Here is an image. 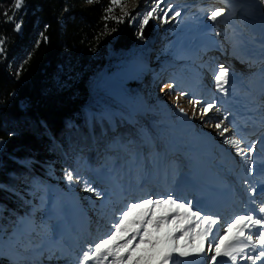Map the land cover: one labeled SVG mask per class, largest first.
Masks as SVG:
<instances>
[{"label": "trees", "instance_id": "trees-1", "mask_svg": "<svg viewBox=\"0 0 264 264\" xmlns=\"http://www.w3.org/2000/svg\"><path fill=\"white\" fill-rule=\"evenodd\" d=\"M109 3L23 0L17 10L15 0H0V205L16 229L13 240L25 250L22 264L38 262L41 243L53 240L51 225L66 221V170L77 176L104 160L137 176L147 163L181 164L184 157L172 144L197 147L162 103L146 109L158 132L134 110L144 104L140 82H107L132 61L146 64L139 52L162 43L152 24L141 35V29L105 19L117 17L116 7L106 12ZM188 62L173 63L179 71L163 67L143 88L164 78L188 87L181 77Z\"/></svg>", "mask_w": 264, "mask_h": 264}, {"label": "rangeland", "instance_id": "rangeland-1", "mask_svg": "<svg viewBox=\"0 0 264 264\" xmlns=\"http://www.w3.org/2000/svg\"><path fill=\"white\" fill-rule=\"evenodd\" d=\"M226 1L164 0L161 9H172L168 13V23L159 19L149 21L154 28L155 39L162 43L155 49L148 47L143 53L139 52V56L144 54L149 59L146 64L140 59L132 61L116 77L107 81L116 85L140 82L144 104L133 105L134 110L157 131L151 123L154 116L148 115L146 109L162 103L173 124L180 123L189 137L194 136L197 147L182 148L172 144L171 147L184 157L181 164L169 167L159 164L156 168L147 163L138 171V177L132 168L116 169L104 160H100L97 167L86 166L83 173L73 175V182L67 180L65 186L71 202L62 201L68 212L66 221H55L51 225L53 240L45 239L41 243L35 252L36 256L41 257L34 264H78L82 253L111 230L125 205L145 197L156 199L177 193L178 196L174 195L173 198L190 201L194 210H207L203 206L204 202H209L211 207L216 208L217 214L222 212L223 215L229 214V217L232 215L227 209L232 205L241 212L239 215H256L255 210H248L245 200L253 203L257 209L264 207V195H257L258 185L264 176V46L254 48V39L246 34L238 20L240 17L227 16L229 10L225 6ZM246 1L260 9L263 21L256 26V34L264 42V14L261 11L264 4L259 0ZM155 2L121 0L123 10L116 7V16L123 17L120 23L141 29L143 15ZM215 9H223L224 15L212 21L210 13ZM176 11L180 15L174 17ZM157 15L162 16L163 11ZM251 24V28L255 29V25ZM161 48L164 49L160 51ZM185 62L190 64L186 70H182L181 77L188 87L177 86L172 80L164 78L145 91L143 86L148 84L153 73L168 66L179 71L180 68L173 66V63L179 65ZM221 66L228 71V84L225 85L227 94L220 92L215 85L214 77L219 74ZM193 100H199L200 104H193ZM207 103L215 107L202 115L203 106ZM225 116L228 117L226 121L223 120ZM221 121L222 127L229 129L224 135L215 127ZM252 132L255 133L249 136ZM233 135L241 141L240 147L251 158L250 166L235 146L224 142L226 137ZM252 145L255 146L254 150L249 151ZM2 149L3 141L0 140V153ZM185 156L191 157L192 161ZM163 160L167 161V158ZM153 173L158 174V182L152 179ZM76 177L89 181L95 192H85L82 182ZM167 184L172 185L164 189ZM155 189L159 195L154 196ZM191 193H194L193 197L189 196ZM212 216L220 220L216 214ZM15 231L14 224L6 219L0 205V264H22L25 250L18 248L13 240L11 235ZM205 247L207 249V244ZM245 251L255 255L260 251V246L255 252L251 249ZM204 259L196 255L180 258L192 264H200ZM237 264H251V261L239 258ZM256 264H262L261 259H257Z\"/></svg>", "mask_w": 264, "mask_h": 264}, {"label": "snow or ice", "instance_id": "snow-or-ice-1", "mask_svg": "<svg viewBox=\"0 0 264 264\" xmlns=\"http://www.w3.org/2000/svg\"><path fill=\"white\" fill-rule=\"evenodd\" d=\"M87 2L92 3L93 0ZM259 2L264 4V0ZM163 3L164 0H156L151 9L145 12L140 26L141 35L144 26L152 19L168 23V13L172 9L168 7L161 9ZM22 4L23 0H15L14 6L18 10ZM114 7H121L123 10L121 0H110L106 12L111 14ZM161 11L163 15H157ZM125 15L130 14L125 13ZM179 15V11L174 13V17ZM222 15H224L223 9H215L211 11L210 19L216 21ZM108 18L117 19L118 23L123 21V17H105ZM15 27L19 31L21 25L17 23ZM0 51H3L2 46ZM214 79L219 91L227 94L225 85L228 84V71L221 66L219 74L215 75ZM192 103L199 105L200 101L193 100ZM214 107L212 103L205 104L201 114H207ZM181 111L183 112V109ZM227 119V116L223 118L224 121ZM222 123L223 121L217 122L215 127L221 130V135H224L229 129L222 127ZM224 142L235 146L245 157L246 163L249 166L252 164L251 158L240 147L241 141L235 135L226 137ZM254 147V145L250 146L249 151L254 150ZM65 176L69 183L73 182L74 176L71 171L66 170ZM75 179L82 182L85 192H95L89 181L81 180L79 177ZM255 211V216L245 213L221 224V221L211 214H202L200 210H194L190 201H181L171 195L156 199L145 197L125 205L120 211L119 218L112 224L111 230L82 253L78 264H90V262L92 264H192L191 261L180 260L192 255L205 258L200 264H237L239 258L256 264L257 259H264V215H262L264 207ZM217 225L220 227L214 232ZM233 229H235L234 235ZM252 229L257 231L253 232ZM258 246L260 251L255 255L245 251L251 249L255 252ZM217 258L226 259L218 261Z\"/></svg>", "mask_w": 264, "mask_h": 264}, {"label": "bare ground", "instance_id": "bare-ground-1", "mask_svg": "<svg viewBox=\"0 0 264 264\" xmlns=\"http://www.w3.org/2000/svg\"><path fill=\"white\" fill-rule=\"evenodd\" d=\"M243 1H246V0H243ZM246 2H249V1H246ZM249 3H251V2H249ZM221 4V3H220ZM224 4V3H223ZM228 5L230 6V3L228 2V1H226V3H225V6H226V8H228ZM256 9V8H255ZM234 9H232V10H230V12H229V14L228 15H231L232 17L234 16V15H236V16H238V17H240L238 20H239V22L242 24V27H244V29H245V32H246V34L252 39H254L253 40V44H254V48H259V46H264L263 45V40H262V37L261 36H258L257 34H256V26L259 24V23H256V24H254L255 26H254V28L255 29H252L251 27H253L252 26V24H251V18H253L254 19V15H255V13H256V11H257V13H259V11H260V9H256V10H253L252 12H250L249 10V12L248 11H246V12H244V13H241V14H239V15H237V14H235L234 13ZM261 11H262V13L264 14V8L262 7L261 8ZM260 14V13H259ZM261 15V14H260ZM262 16V15H261ZM258 28V27H257ZM253 138V137H252ZM252 139H250V141H251ZM249 141V140H248ZM242 147H246V146H242ZM136 177H138V176H136ZM153 178H155V179H157V182H158V178H159V176H157V175H155L154 173L152 174V179ZM171 185L172 184H167L166 185V187L164 188V189H167V187L168 186H170L171 187ZM158 190L159 189H161V188H157ZM164 189H162V190H164ZM155 191H156V189L154 190V196L155 195H159L160 193H155ZM163 194V193H162ZM261 194H264V187L263 188H260L259 189V195H261ZM175 195H177V193L175 194ZM193 195H194V193H191V194H189V196L190 197H193ZM178 196V195H177ZM210 205V204H209ZM204 208H206L207 210H205V211H201V213L202 214H209V212H210V214L213 212L211 209H209V207H207V206H203ZM227 210H230L231 212H230V214L232 215H230L231 217H229V214H226V215H223L222 214V212L221 213H218L216 216L219 218L220 217V221H221V224H225L227 221H229V220H231L233 217H235V216H238L241 212L237 209V208H235L233 205L232 206H230L229 207V209H227ZM252 212H254V211H252ZM225 213H226V211H225ZM228 216V217H227ZM218 226V225H217ZM219 227H220V225H219ZM218 227V228H219ZM218 228H216L215 230H214V232L218 229ZM234 232V231H233ZM261 262H262V264H264V262H263V260L261 259Z\"/></svg>", "mask_w": 264, "mask_h": 264}, {"label": "water", "instance_id": "water-1", "mask_svg": "<svg viewBox=\"0 0 264 264\" xmlns=\"http://www.w3.org/2000/svg\"><path fill=\"white\" fill-rule=\"evenodd\" d=\"M247 10V9H253V6L252 5H243V10ZM255 20L257 21V22H262V19H261V16L259 15V13H257L256 15H255ZM251 21V23H253V24H255V22L253 21V20H250Z\"/></svg>", "mask_w": 264, "mask_h": 264}]
</instances>
